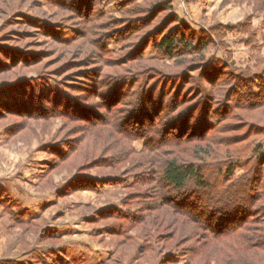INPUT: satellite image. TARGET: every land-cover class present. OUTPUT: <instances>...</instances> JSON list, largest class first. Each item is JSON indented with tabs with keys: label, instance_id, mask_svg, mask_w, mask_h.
Segmentation results:
<instances>
[{
	"label": "rangeland",
	"instance_id": "rangeland-1",
	"mask_svg": "<svg viewBox=\"0 0 264 264\" xmlns=\"http://www.w3.org/2000/svg\"><path fill=\"white\" fill-rule=\"evenodd\" d=\"M92 2L83 14L71 0H0V264H264L254 247L264 242L263 217L238 232L255 243L213 238L203 226L220 191H175L156 165L175 152L220 189L228 169L231 182L253 169L264 105L238 110L234 97L236 83L257 92L264 80V0ZM166 27L183 30L193 50L168 59L144 45L137 59ZM107 91L119 98L111 108ZM199 104L214 127L238 129L203 138L200 115L185 112ZM224 115L236 118L217 126ZM197 121L201 133L185 135L193 141L166 147ZM209 146L210 157L194 161L193 148Z\"/></svg>",
	"mask_w": 264,
	"mask_h": 264
},
{
	"label": "trees",
	"instance_id": "trees-1",
	"mask_svg": "<svg viewBox=\"0 0 264 264\" xmlns=\"http://www.w3.org/2000/svg\"><path fill=\"white\" fill-rule=\"evenodd\" d=\"M69 2H67L68 4ZM72 7L74 9H81L84 13H87L89 11V8H94L95 2L90 3V0H71ZM91 9V10H92ZM158 9V8H157ZM153 9L151 12L154 13ZM162 10L169 11V5L165 6ZM89 13V12H88ZM171 18V17H170ZM174 19V18H173ZM165 32L160 33L158 37H150V40L146 39L147 41L143 46H154L157 53H159L162 57L173 59L176 52L182 51L187 53L190 50H193V45L189 42L186 33L182 31H178L177 28L171 29V28H165ZM174 30V31H173ZM159 38V39H158ZM158 39V40H157ZM157 40V41H156ZM141 49L140 53H135L137 55V59H141L143 55V50L145 49V46ZM106 48L104 47V52L106 53ZM134 54V53H133ZM129 58H131L129 56ZM135 58V59H136ZM215 72H218V68H214ZM97 79H99V76H97ZM214 80H210L208 83L211 87L215 84V80H219V77L213 78ZM183 78L180 76L178 80H172L171 83L175 81L183 82ZM124 84L127 88H134L135 83L133 85L128 81ZM171 84V85H172ZM237 85V92L240 94L237 95L235 98V109L240 110L242 108L244 111H253L254 108H257L259 106L264 105V80L259 82V84H256L257 92H253L252 85L250 84H243V83H236ZM48 86L46 87V89ZM166 89V87H165ZM45 91V90H44ZM172 93L170 90L169 94ZM199 95H201L200 91H198ZM53 94V93H52ZM54 95V94H53ZM202 96V95H201ZM164 97L167 98V92H165ZM55 98V96H53ZM101 98L104 100L103 104L106 107H113L114 103H119V98L116 96L114 97V91H107ZM149 99V98H148ZM36 100V99H35ZM117 101V102H114ZM171 101H167L163 99L159 103L162 107L164 106H173L168 105ZM184 100H182L183 102ZM152 103L150 100L149 104ZM143 104V103H142ZM146 104V103H145ZM179 99L175 100V112L179 108ZM199 105L196 107L193 105L185 112H189V115L191 119L198 113ZM145 107V106H144ZM82 110V108H85V106L78 105V107L75 106V109ZM78 110L77 112H80ZM145 108L139 109L138 116L141 119H144L145 115ZM215 111V110H214ZM214 113V112H213ZM200 115V116H198ZM198 119L203 120L201 125H204L203 127L199 125V121H197V124H190L183 123L178 128V134L175 138L176 141L174 143L169 144V146L166 147H174V150L179 149L184 145V143H190L192 138L189 137L192 135L193 131L196 130V133L198 134L202 129V137H206V134L213 132L217 129V132L220 134H225L230 131L237 130V126L233 128V126H221L222 128L215 127L210 124V121H213L216 119L214 115H206L203 114V112L198 113ZM154 116V113H153ZM220 117V119H217V126L220 123H223L227 119H235L236 117L232 118V116L226 117ZM231 117V118H230ZM153 119V118H152ZM204 119H208L207 124H205ZM118 126V124H117ZM201 126V127H200ZM200 127V128H199ZM177 129V128H176ZM232 129V130H231ZM262 129L258 130V132H255L254 134L260 135ZM189 132V133H188ZM201 133V132H200ZM188 135V139L185 135ZM250 136L246 135L243 138L239 136H235L234 138H220V141H218L219 145L229 146V145H235L238 146L241 143L248 140ZM158 141L157 148H162L164 146V140L160 139ZM192 155L195 154L194 161H204L205 158L210 157V146L206 150H202L201 148L194 147L191 151ZM202 155V158H199ZM199 159H196V158ZM156 165L159 166V173L161 180L170 188L174 189L175 191H182L186 187L187 184L192 183L194 187L199 189V191H210L209 193L214 195L217 191V189L220 191L219 194L215 195V197L210 198V200L215 201L213 204L214 206L207 207V210H210L209 212L213 213L212 216H209L211 218H207V224L203 226L204 231L209 234L210 231L213 233V238L219 237L225 238L226 236L233 237H239L240 234L238 232L240 230L242 231H248L247 227L250 225H254L257 223L258 217L264 218V150H261L260 147L255 148L252 151V155L250 159L247 161V166H252L253 169H249L248 172L244 173L239 178H236L234 181L231 182L230 179V170L228 169L226 174V180H224V184L222 185L223 188L220 189V184L217 183L210 184L208 183V179L205 176V171L200 166L192 164V162H187L185 159H182L179 157V155L175 152H171L169 154V158H166L162 161H157ZM211 196V195H210ZM230 211L231 215H228ZM187 215V214H186ZM233 215V216H232ZM188 216V215H187ZM189 217V216H188ZM264 221V219L262 220ZM199 223V222H198ZM214 223V224H213ZM264 223V222H263ZM227 225V228L225 226ZM253 227V226H252ZM214 230V232H213ZM250 231V229H249ZM215 235V236H214ZM239 240H243L250 243H255L256 236L252 238H246L239 237ZM261 239V238H259ZM240 240V241H241ZM258 241V240H257ZM255 248L260 247L264 249V242H257V245L254 246Z\"/></svg>",
	"mask_w": 264,
	"mask_h": 264
}]
</instances>
